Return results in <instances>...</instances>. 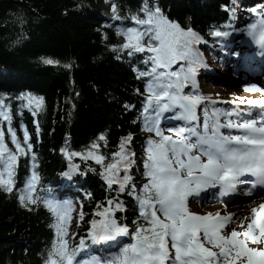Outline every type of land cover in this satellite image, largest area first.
<instances>
[{
	"label": "trees",
	"instance_id": "trees-1",
	"mask_svg": "<svg viewBox=\"0 0 264 264\" xmlns=\"http://www.w3.org/2000/svg\"><path fill=\"white\" fill-rule=\"evenodd\" d=\"M255 2L261 12L264 0H0V98L9 107L11 127L21 138L28 131L35 155V160L20 156L13 191L0 188V264H44L51 249L54 230L49 209L41 204L23 206L19 200L33 171L55 193L63 182L62 172L66 173V185L74 191L67 196L82 205L75 204L72 212V239L86 234L89 222L97 218L98 205L106 207L108 200L122 203L123 210L114 215L129 232L136 227L134 221L140 223L132 185L139 194L147 182L139 119L147 92L138 73L152 64L145 62L149 53L129 55L120 47L124 37L118 33L135 26L131 16L142 15L140 9L147 3L159 7L182 28L191 25L209 33L228 19L225 8L235 10L236 22L251 19L250 7ZM204 50L211 59L213 50ZM46 59L59 63L46 64ZM26 94L43 97V109L35 116L25 106ZM8 127L7 121H0L10 145ZM101 134L106 142L99 140ZM129 134L128 150L135 154V163L129 172L132 180L123 192L116 184L109 189L101 176L103 168L95 160L81 156L69 160L62 151L86 153L96 142L98 152L111 162L121 138ZM67 161H75L80 173L71 174ZM81 210L83 220L79 219Z\"/></svg>",
	"mask_w": 264,
	"mask_h": 264
},
{
	"label": "snow or ice",
	"instance_id": "snow-or-ice-1",
	"mask_svg": "<svg viewBox=\"0 0 264 264\" xmlns=\"http://www.w3.org/2000/svg\"><path fill=\"white\" fill-rule=\"evenodd\" d=\"M140 13L142 15L131 16L134 27L118 34L124 37L120 46L122 50H128L129 55L150 53L145 62L152 64L151 70L139 72L138 78H149L142 115L145 130L154 132L158 139L149 138L146 142L143 166L147 182L140 188L139 194L136 193V186L132 185V194L138 202L139 215L144 223L134 221L136 227L130 233L127 225L119 224L114 215L116 211L123 210L122 203L108 200L107 207L98 205L94 213V217L98 218L89 222L87 237H81L79 243L74 244L72 238L75 233L70 232L74 211L72 202L44 199V205L56 217L53 225L56 238L44 264H264V203L252 207L250 215L238 223L233 219L234 213L222 215L217 211L198 214L191 212L187 205L189 196L199 195L209 187L219 186L221 196H224L235 192L237 184H248L249 187L242 193L247 197L253 196L257 188L264 189V118L234 122L230 118L233 115L231 112L223 113L213 108L209 113L205 109L202 131L199 127H177L168 129L169 134H165L159 127L164 113L173 111L174 119L193 122L198 120V106L205 101L212 104L216 101L200 93L185 95L183 92L189 83L195 87L194 77L202 66L200 54L194 48V44L201 42V37L190 27L184 29L169 20L159 7L151 8L145 3ZM247 32L252 41L264 49V18L250 25ZM211 34L217 37L229 35L221 31ZM178 62L184 64H180L178 70H172ZM44 63L51 65L59 62L46 59ZM244 91L264 94V87L253 83L246 85ZM23 99L34 116L43 109V97L26 94ZM238 100L240 105L264 110V96L247 100L239 97ZM221 116L229 117L226 123H221ZM11 120L9 107L0 98V121L8 122V135L15 146L14 149L9 148L5 132L0 128V188L8 192L13 191L19 155H27L33 148L28 131L24 130L21 142L16 130L11 127ZM225 128L237 130L238 134L229 132L225 135L222 131ZM99 140L106 142V136L101 134ZM131 140V134L121 138L119 151L112 153L111 162L98 152L100 145L96 142L86 153L62 151L69 160L73 156L95 160L103 168L101 176L109 189L116 184L123 192L132 180L129 172L135 163V154L128 150ZM70 167L74 170L78 168L74 164ZM245 175L254 179L241 180ZM38 182L39 176L33 171L19 196L23 206L36 204L41 199L35 195ZM83 218L81 210L79 219ZM232 224H237V227L224 234ZM129 235L131 242L118 252L105 257L78 259L89 247L87 241L102 244L117 236Z\"/></svg>",
	"mask_w": 264,
	"mask_h": 264
},
{
	"label": "rangeland",
	"instance_id": "rangeland-1",
	"mask_svg": "<svg viewBox=\"0 0 264 264\" xmlns=\"http://www.w3.org/2000/svg\"><path fill=\"white\" fill-rule=\"evenodd\" d=\"M234 64V61L228 62L225 65H221L218 63L214 64L215 70L218 72H221L222 80L220 82H215V80L212 82V84H206L203 83L202 91L210 96V97H221L225 99H236L238 100L239 97H243L245 100L247 99H254V98H260L262 94L253 96V93L244 91L245 88V81L241 80V78H238V76L232 72V65ZM229 80V81H228ZM247 83V82H246ZM218 86V87H224V88H236V92L229 93V91H215L212 89V86ZM258 199H254L253 202H256ZM207 205V206H204ZM191 209L198 214H206V213H213L219 211L221 214L224 213V209H222L221 204H217L214 202H198L196 199H193L190 202ZM232 206V205H231ZM241 206V205H240ZM243 206V205H242ZM233 209V207H232ZM235 211V209H234ZM236 222L238 223L240 220H238L237 216L235 215ZM244 219V218H243ZM246 223V221H245ZM233 227H237V224L232 225ZM231 230V229H230ZM238 230H242L239 229Z\"/></svg>",
	"mask_w": 264,
	"mask_h": 264
},
{
	"label": "bare ground",
	"instance_id": "bare-ground-1",
	"mask_svg": "<svg viewBox=\"0 0 264 264\" xmlns=\"http://www.w3.org/2000/svg\"><path fill=\"white\" fill-rule=\"evenodd\" d=\"M213 69H215V68H213ZM214 80H215V82H220V80H222V77H221L220 73L217 72V76H215ZM212 89L215 90V91H225L226 90V91H229V93L236 92V88H224V87H218L216 85L215 86H212ZM253 95L256 96V95H258V93L254 92ZM261 203H264V198H262L261 200H259L258 205L261 204ZM225 205H226V203H222L221 204V207L222 208H225L224 207ZM204 206H207V205L204 204ZM232 207H233V209H232ZM234 209H235V211H234ZM226 211H229V212H233L234 211L235 215L237 216L238 220H240V221L243 220V218L245 216L250 215L249 207H247L245 205L244 206H240V205H232V206L231 205H227ZM213 213H216V212H213Z\"/></svg>",
	"mask_w": 264,
	"mask_h": 264
}]
</instances>
